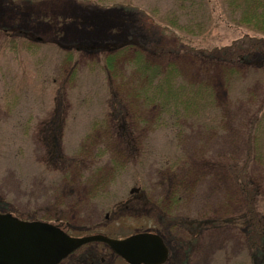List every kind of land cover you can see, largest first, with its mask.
Returning <instances> with one entry per match:
<instances>
[{
  "label": "rangeland",
  "instance_id": "1",
  "mask_svg": "<svg viewBox=\"0 0 264 264\" xmlns=\"http://www.w3.org/2000/svg\"><path fill=\"white\" fill-rule=\"evenodd\" d=\"M202 2L0 0V211L76 236L155 231L162 264H264V34ZM126 39L142 49L107 73L101 46ZM136 49L206 85L207 107L155 124L169 116L136 94ZM58 264L128 263L90 241Z\"/></svg>",
  "mask_w": 264,
  "mask_h": 264
},
{
  "label": "trees",
  "instance_id": "2",
  "mask_svg": "<svg viewBox=\"0 0 264 264\" xmlns=\"http://www.w3.org/2000/svg\"><path fill=\"white\" fill-rule=\"evenodd\" d=\"M185 1L186 0H182V3ZM225 2L227 8L230 10L232 9V14H237L238 17L237 19L235 18L237 21L245 23V25H249V27L257 29L264 34V0H225ZM198 3H200V6L205 4L202 0H198ZM175 23L176 24L173 26L179 25L177 21H175ZM186 25L187 24H185V26ZM160 27L162 33H175L180 42L185 44V42L182 41V35L180 36V34L172 31L174 29L173 27L169 25H161ZM188 27L183 28L185 31L184 34L190 35L197 32H204L206 29V21L205 23L194 21V23L191 24L192 28ZM243 38H247L256 43L258 42L254 40L253 36L248 35V33L244 34ZM38 41V43H40V40ZM94 48L95 47H86V49L90 51ZM135 48L142 49L134 39H126L121 42V44L102 45L101 50L105 51V71L110 73L114 68L116 59L120 58L123 53L134 50ZM78 49L77 47L75 48L76 51H78ZM138 49L130 55L129 66L136 74L134 83L136 94H141L145 105L150 107V109H158L160 114L163 113L169 116V118H165L161 115L162 119H154L155 124H159L160 126L162 121H166L165 123H167L168 119L172 121V118H174L175 122L178 120H186L188 116H191V112L198 113L203 106L207 107L205 101L208 102L207 100L210 98V92L207 90L208 87L206 85H202V83L193 84L181 80L179 78V72L173 63L168 62L164 65L151 64L146 59L144 52ZM63 55L65 60L72 59L71 50H67ZM156 121H158V123H156ZM263 232L264 229H260V233ZM110 251L116 255L111 249Z\"/></svg>",
  "mask_w": 264,
  "mask_h": 264
},
{
  "label": "water",
  "instance_id": "3",
  "mask_svg": "<svg viewBox=\"0 0 264 264\" xmlns=\"http://www.w3.org/2000/svg\"><path fill=\"white\" fill-rule=\"evenodd\" d=\"M90 241L104 242L129 264H160L167 258L164 241L152 231L122 238L102 233L74 236L48 221L24 220L11 212H0V264H57Z\"/></svg>",
  "mask_w": 264,
  "mask_h": 264
}]
</instances>
